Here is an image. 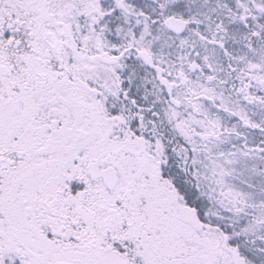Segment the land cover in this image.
Here are the masks:
<instances>
[{"label": "snow or ice", "instance_id": "snow-or-ice-1", "mask_svg": "<svg viewBox=\"0 0 264 264\" xmlns=\"http://www.w3.org/2000/svg\"><path fill=\"white\" fill-rule=\"evenodd\" d=\"M0 264H264V0H0Z\"/></svg>", "mask_w": 264, "mask_h": 264}]
</instances>
